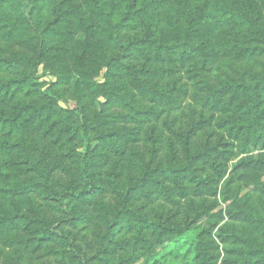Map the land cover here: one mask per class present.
<instances>
[{
  "label": "trees",
  "instance_id": "trees-1",
  "mask_svg": "<svg viewBox=\"0 0 264 264\" xmlns=\"http://www.w3.org/2000/svg\"><path fill=\"white\" fill-rule=\"evenodd\" d=\"M263 91L264 0H0V264H220Z\"/></svg>",
  "mask_w": 264,
  "mask_h": 264
},
{
  "label": "rangeland",
  "instance_id": "rangeland-1",
  "mask_svg": "<svg viewBox=\"0 0 264 264\" xmlns=\"http://www.w3.org/2000/svg\"><path fill=\"white\" fill-rule=\"evenodd\" d=\"M261 107L264 108V91ZM235 150L220 180L218 200L223 217L213 231L219 244L220 264H264V142L249 145L246 152H240L239 146ZM194 235L195 232L188 233L148 264H189L186 241Z\"/></svg>",
  "mask_w": 264,
  "mask_h": 264
}]
</instances>
